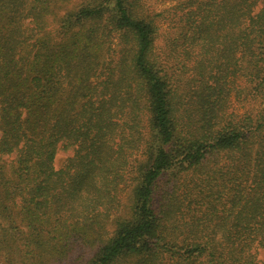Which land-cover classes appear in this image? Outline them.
Here are the masks:
<instances>
[{
  "label": "trees",
  "instance_id": "1",
  "mask_svg": "<svg viewBox=\"0 0 264 264\" xmlns=\"http://www.w3.org/2000/svg\"><path fill=\"white\" fill-rule=\"evenodd\" d=\"M71 1L0 0V264H264V0Z\"/></svg>",
  "mask_w": 264,
  "mask_h": 264
},
{
  "label": "rangeland",
  "instance_id": "2",
  "mask_svg": "<svg viewBox=\"0 0 264 264\" xmlns=\"http://www.w3.org/2000/svg\"><path fill=\"white\" fill-rule=\"evenodd\" d=\"M147 7H149L152 11L160 12V10L165 9L173 5L174 2L169 0H145ZM80 0H72L70 3L65 5V8H74L76 5H79ZM170 15L167 14L166 16H162L158 21V36L156 40V53L163 56L166 51L167 42L170 37H176L175 29L172 24L169 22ZM230 87V94L228 98V111L234 113L235 115L239 116L242 115L244 112L248 111L254 102L248 98L245 99L240 95H236L231 87ZM72 155V149L66 148L64 146H59L56 159H55V166L60 168L64 165L67 158ZM145 159L140 157L138 160V164L136 166L137 171L134 170L133 177L135 179L133 181L132 178L130 181L126 183L124 186V191H122L120 195L121 206L120 209L116 212L113 211L108 217V226L110 229H113V226L117 219L125 218L129 215L131 202H132V195H133V187L136 184V177L139 175V172L142 168L145 167ZM80 251V250H79ZM77 251L72 253V256L68 263L66 264H78L77 258L75 257ZM261 258L264 260V251H261Z\"/></svg>",
  "mask_w": 264,
  "mask_h": 264
}]
</instances>
